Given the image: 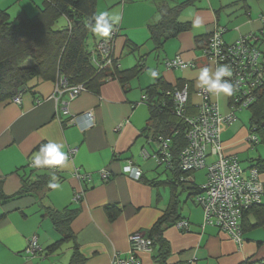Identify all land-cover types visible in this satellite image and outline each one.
<instances>
[{"label":"crops","instance_id":"1","mask_svg":"<svg viewBox=\"0 0 264 264\" xmlns=\"http://www.w3.org/2000/svg\"><path fill=\"white\" fill-rule=\"evenodd\" d=\"M8 1L0 0V8L9 6L12 0ZM42 1L18 0L23 6L17 15H33ZM177 5L181 7L176 19L188 23V28L155 50L148 25L158 21L160 8ZM263 6L264 0H96L97 16L107 13L109 23L112 16H119L113 25L118 30L113 54L120 69L138 67L139 62L144 67L124 86L117 79H108L97 91H83L71 100L65 92H54L55 82L34 77L20 93L18 104L11 98L0 102V185L6 196L0 200V264H68L74 244L86 258L85 264H110L114 254L129 256V234L148 230L173 201L177 203L178 218L186 219L189 229H178L173 223L164 228L162 236L170 247L166 264H241L264 259V223L260 222L264 211V171L258 173L262 201L241 217V241L237 243L216 227L201 228L200 206L196 202L188 204L192 198L188 187L201 185L203 182L199 184L197 179L202 173L205 179V170L193 171L183 185H177L172 171L140 154L142 148L152 153L158 147L142 131L149 117L146 88L158 77L174 87L185 83L189 88L187 108L194 112L201 101L196 92L200 70L208 67L210 80L214 73L199 45L217 26L226 28L222 35L226 42L257 32ZM99 38V34H92L88 46H95ZM176 55L191 65L166 68L164 61ZM60 100L68 102L70 115L60 113ZM88 111L93 114V124L86 116ZM69 119L73 122L67 124ZM249 133V121L238 118L220 126L222 153L237 155L240 164L246 161L241 164L244 170L255 159L264 158V147L260 145L263 143L252 145L247 139ZM49 142L62 143L65 153L71 147H77V152L63 165H30L39 149ZM127 159L140 168L139 179L122 171ZM160 168L165 171L163 175L158 172ZM101 170L110 173L108 179L102 178ZM76 171L88 173L89 178L78 179ZM42 178L48 180V188L16 195L23 180L32 184ZM79 188H84L83 197L73 204L72 195ZM109 204L120 209L112 220L105 211ZM66 208L77 209L69 224L73 239L49 250L61 239L49 212ZM32 234L37 236L42 251L29 255L25 247ZM152 254L139 252L140 264H156Z\"/></svg>","mask_w":264,"mask_h":264},{"label":"trees","instance_id":"2","mask_svg":"<svg viewBox=\"0 0 264 264\" xmlns=\"http://www.w3.org/2000/svg\"><path fill=\"white\" fill-rule=\"evenodd\" d=\"M95 4L96 0H43L42 6L33 15L29 16L21 12L14 18L10 17L6 9L0 8V102L24 91L27 82L34 77H41L55 83L60 77H64L68 86L83 84L85 91H97L98 87L108 79H117L124 86L143 69V62H139L138 67L121 70L118 59L113 54V48L112 60L109 64L102 61L100 56H93L92 51L97 42L95 46L90 47L86 40L97 17ZM178 7L181 6L160 8L158 21L148 25L149 37L155 50L161 49L166 39L174 37L178 32L188 28V23H180L176 19ZM260 15L264 16V13L258 14L261 27L257 32L250 33H254L258 37L257 44L264 57V22L261 21ZM60 17L65 18L66 24L55 28V23ZM117 34L118 30L115 37ZM247 34L249 33L241 34L238 37ZM209 35L199 45L201 49L206 44ZM99 65L105 66L99 67ZM182 85L170 86L158 77L153 84L146 88L145 97L149 117L142 129L147 138L152 140L158 136L171 140L169 150L172 168L168 170L177 176L175 181L177 185H183L182 178L188 177L192 172L183 171L179 167L178 157L186 144V126L184 121L175 114L172 96L167 92H172L174 88H180ZM186 106L189 107L188 103ZM248 108L250 110V131H253L258 137L256 143L264 144V82L258 90L256 101ZM186 111L193 113L188 108ZM253 127L254 130H252ZM235 156L239 161L238 156ZM251 167L256 168L258 173L264 171V158L255 159ZM190 186L188 188L191 189L192 196L199 192V185ZM48 187L49 182L46 178L38 179L32 184L23 180L16 195L24 194L30 189ZM5 198L0 185V200ZM176 205L177 203L173 201L168 210L144 232L152 240V258L156 264H166L170 253L169 244L163 238L162 232L167 225L172 223L174 225L176 221L180 220L177 216ZM258 205L248 209L243 215ZM105 211L107 217L112 220L118 215L120 209L114 204H109L105 207ZM76 213V208L49 212L51 222L61 236L60 241L51 245L49 250L55 249L63 241L73 239L69 224ZM262 214L263 218L260 222L264 223V211ZM85 262L86 258L74 244L68 264H85ZM241 264H264V259L245 261Z\"/></svg>","mask_w":264,"mask_h":264},{"label":"built area","instance_id":"3","mask_svg":"<svg viewBox=\"0 0 264 264\" xmlns=\"http://www.w3.org/2000/svg\"><path fill=\"white\" fill-rule=\"evenodd\" d=\"M264 22V16L260 15ZM117 29L112 28L108 37H101L97 41L93 56H100L105 63H111V52ZM225 28L217 26L209 35L208 40L202 48L203 57L212 65L213 72L219 66L227 65L231 69V76H224L233 85V93L226 94L227 112L221 113L217 97L219 94L209 92L204 87H197L196 92L201 101L193 113H188L187 103L189 88L183 84L180 88H174L171 94L174 104V112L185 123L186 144L182 148L178 160L179 167L183 171L193 172L205 169V181L199 185V192L193 198L202 208V221L200 227L213 226L226 232L230 238L237 243L241 241V216L245 211L261 203L263 193L262 184L258 179V171L251 167L244 170L235 155H224L220 140V126L231 124L237 117L236 113L251 106L257 99L258 90L264 82V57L261 48L257 44L258 37L254 33L242 35L232 42L223 40L222 35ZM106 65V64H105ZM105 65H99L103 67ZM166 68H185L191 63L183 60L179 55L164 61ZM85 91L83 84L67 85L64 77H60L55 83L54 92L61 94L66 92L68 100L75 98ZM20 93L11 98L12 102L19 103ZM56 100L59 97L55 96ZM60 113L70 115L68 102L60 100ZM86 116L93 124L94 117L91 111ZM73 119L66 123L70 124ZM254 130V127L252 128ZM252 144L258 141V137L250 131L247 137ZM152 140V139H151ZM158 147L149 153L142 148L140 154L143 158H152L158 166L165 169L172 168V158L169 150L171 140L158 136L154 140ZM77 152V147L67 150L66 160H71ZM30 165H33L31 162ZM122 171L133 179H139L140 168L130 159L122 166ZM104 180L108 179L110 173L107 170L100 171ZM80 180L89 178V174L75 172ZM183 181L187 177L182 178ZM84 188H79L72 195V203L81 201ZM174 226L178 229L188 230L189 223L186 219H180ZM129 256L122 258L114 254L110 264H140L137 254L139 252H151L152 240L144 232L135 231L129 234ZM42 251L37 241V236L32 234L27 239L25 252L34 255Z\"/></svg>","mask_w":264,"mask_h":264},{"label":"clouds","instance_id":"4","mask_svg":"<svg viewBox=\"0 0 264 264\" xmlns=\"http://www.w3.org/2000/svg\"><path fill=\"white\" fill-rule=\"evenodd\" d=\"M107 15V13H101L96 17L93 25V30L102 37H108L113 25L119 21V16L115 15L110 18L112 23H109V19H106ZM231 74L230 67L222 65L216 69L213 73V78L210 80L209 68L204 67L200 70L198 77L199 85L209 92L231 95L233 93V85L227 80H222V77L231 76ZM63 147L64 145L62 143L56 142H49L43 145L33 158L34 166H57L65 164L67 156L62 151ZM55 186L53 185V187Z\"/></svg>","mask_w":264,"mask_h":264},{"label":"rangeland","instance_id":"5","mask_svg":"<svg viewBox=\"0 0 264 264\" xmlns=\"http://www.w3.org/2000/svg\"><path fill=\"white\" fill-rule=\"evenodd\" d=\"M11 0H9L7 3H9ZM9 6H1L2 8L5 7L6 8V11L7 13L10 15L11 18H14L19 9L22 8L21 4L18 3V0H12V2H10L8 4ZM263 9H264V6H263ZM66 24V20L64 17H60L56 23H55V28H60L62 26H64ZM96 32L94 30L91 29V32L89 33L88 37H87V40H86V43L89 44L91 42V39H92V34H95ZM225 102H226V94L224 93H220L218 95V104H219V108H220V112L221 113H225L227 111V108H225ZM189 113V112H188ZM237 118L238 120H243V121H246L248 122L249 121V117H250V110L249 108H246V109H243L239 112H237ZM261 146L264 147L263 144H260ZM246 161H242L241 164H245ZM162 175L165 173V171H163V168H160L159 171ZM205 179L203 178V173L201 174V177L197 179V183L201 184L202 182H204ZM195 201H193V196L192 198L189 199L188 201V204H194Z\"/></svg>","mask_w":264,"mask_h":264}]
</instances>
